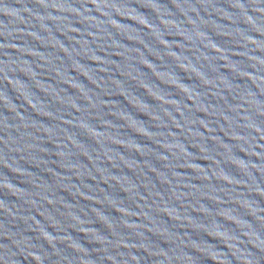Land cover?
Segmentation results:
<instances>
[{
	"label": "water",
	"instance_id": "water-1",
	"mask_svg": "<svg viewBox=\"0 0 264 264\" xmlns=\"http://www.w3.org/2000/svg\"><path fill=\"white\" fill-rule=\"evenodd\" d=\"M0 264H264V0H0Z\"/></svg>",
	"mask_w": 264,
	"mask_h": 264
}]
</instances>
